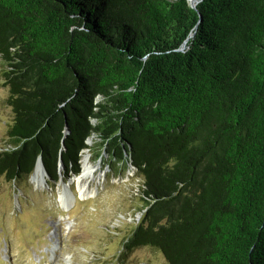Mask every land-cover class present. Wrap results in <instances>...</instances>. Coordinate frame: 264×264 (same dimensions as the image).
I'll use <instances>...</instances> for the list:
<instances>
[{"label": "trees", "instance_id": "obj_1", "mask_svg": "<svg viewBox=\"0 0 264 264\" xmlns=\"http://www.w3.org/2000/svg\"><path fill=\"white\" fill-rule=\"evenodd\" d=\"M0 78V177L105 153L140 179L125 248L264 264V0H0Z\"/></svg>", "mask_w": 264, "mask_h": 264}, {"label": "rangeland", "instance_id": "obj_2", "mask_svg": "<svg viewBox=\"0 0 264 264\" xmlns=\"http://www.w3.org/2000/svg\"><path fill=\"white\" fill-rule=\"evenodd\" d=\"M7 96L0 78V151L12 120ZM103 156L82 153L80 170L86 159L97 167L95 176L101 175L98 186L90 183L96 186L95 196L85 200L78 198L74 177L68 179L64 168L57 184L47 173L40 184L33 182V173L18 182L0 177V264H165L156 250L124 247L141 218L140 179L131 167L110 169ZM66 187L75 203L64 211L59 195Z\"/></svg>", "mask_w": 264, "mask_h": 264}, {"label": "bare ground", "instance_id": "obj_3", "mask_svg": "<svg viewBox=\"0 0 264 264\" xmlns=\"http://www.w3.org/2000/svg\"><path fill=\"white\" fill-rule=\"evenodd\" d=\"M97 167H92L89 165L86 159L82 160V166L80 173L74 177L71 183L76 184L78 198L81 200L88 199L92 196H95L97 189L95 187H90L91 182L94 181L97 183V186L101 183V175L95 176V170ZM33 182L40 184L43 181V172L40 166H36L33 175L31 176ZM73 196V195H72ZM74 198V197H73ZM76 198V197H75ZM74 199L70 197L67 189H64L63 192L59 195V203L61 208L64 211H67V207L71 206V204L75 203Z\"/></svg>", "mask_w": 264, "mask_h": 264}, {"label": "water", "instance_id": "obj_4", "mask_svg": "<svg viewBox=\"0 0 264 264\" xmlns=\"http://www.w3.org/2000/svg\"><path fill=\"white\" fill-rule=\"evenodd\" d=\"M188 1H189V4H190V6H191L192 8H195L196 4L198 3V0H188ZM193 35H194V33H191V34L189 35V37L184 41V43H183V49L186 48V45H187V41H188V39L191 38V37H193ZM67 133H68V130H67V127H66V128H65V134H67ZM90 143H91V141L88 140V141H87V144L89 145ZM62 147H63V145H62ZM37 165L40 166V168H41L43 174H46V171H45V169H44V167H43V164H42V161H41V158H40V157L37 158V161H36V163H35V167H36ZM35 167H34V169H35ZM61 168H63V164H62L61 159H59V169H61ZM72 177H75V176H72ZM60 180H61V179H60ZM65 189H67V187H66ZM67 191H68V194L70 195V197H71L72 199H74L73 196H72V193L70 192V190L67 189ZM72 201H73V200H72Z\"/></svg>", "mask_w": 264, "mask_h": 264}]
</instances>
